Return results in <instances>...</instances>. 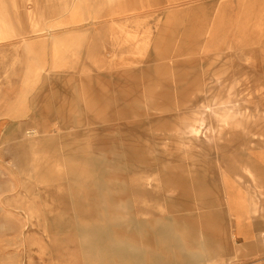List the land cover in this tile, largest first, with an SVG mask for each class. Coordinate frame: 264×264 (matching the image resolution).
Segmentation results:
<instances>
[{
	"label": "rangeland",
	"instance_id": "374dc122",
	"mask_svg": "<svg viewBox=\"0 0 264 264\" xmlns=\"http://www.w3.org/2000/svg\"><path fill=\"white\" fill-rule=\"evenodd\" d=\"M75 9L81 22H73ZM218 16L227 26L216 35L228 45L206 48L205 29ZM183 51H195L186 56L199 64L183 71L192 90L200 91L185 101L186 119L213 98L229 99L249 115L220 127L207 113L206 134L189 139L177 128L184 118L173 109L166 124L155 122L145 136L129 138L137 146L156 139L151 155L167 168L158 170V180L163 172L176 181L184 173L186 193L177 186L175 210L169 213L170 202L162 200L159 217L175 224L184 250L200 254L193 264H233L222 177L240 157L264 148V0H0V264H86L77 245L82 238L69 236V218L58 217L64 210L73 215L74 206L65 203L89 192L72 180L107 179L103 129L117 122L121 107L145 114L120 123L160 120L153 107L161 98L152 96L160 87L146 85L153 78L175 83L179 71H155L161 62L150 57ZM174 105L175 99L164 103ZM29 128L47 133L29 137ZM93 155L101 159L98 166ZM165 257L157 264H172Z\"/></svg>",
	"mask_w": 264,
	"mask_h": 264
},
{
	"label": "bare ground",
	"instance_id": "6f19581e",
	"mask_svg": "<svg viewBox=\"0 0 264 264\" xmlns=\"http://www.w3.org/2000/svg\"><path fill=\"white\" fill-rule=\"evenodd\" d=\"M72 13L75 20L82 18L78 9H75ZM226 23V18L220 21L218 16L209 25L208 30L205 29L208 32L206 48L217 47L219 49L220 46L228 45L226 37H217L218 31L227 26ZM194 53L195 51L167 52L150 57L151 61L161 62L154 66L155 71H167L168 69L179 71L174 74L178 79L175 83H167L158 80V78H153L146 85L150 90L160 87L156 92L151 91L152 96L154 93V95L161 98L162 105L153 107L154 110L162 113L160 120L155 121L156 119L148 118V120L137 119L120 123L124 118L129 119L145 114L138 107L131 109L121 107L117 122L107 123L103 129L105 139L103 147L107 149L108 158L110 159L104 168L110 173L107 179L96 175L93 177V181L78 177L72 180L73 183H77L75 186L84 187L89 192L86 193L84 198L78 196L74 201L65 203L67 207H70L69 202L74 206L75 213L73 215L64 210L58 217L61 216L63 221L64 217L69 218L66 224L69 227V236L78 235L82 238L80 244L77 245L78 250L86 253V264H157L163 261L165 257L162 247L167 249L168 253L165 258L169 259L172 264L176 262L193 264L201 260L200 254L193 252L192 249L184 250L181 244L182 239L177 233L175 224L159 217L164 212L162 200L170 202L169 213L175 210L176 204L174 198L172 200L171 194L177 186L183 190V193H186L184 173H181L180 176L177 175L179 177L176 181L172 172L167 171L166 174L163 172V177L158 180L157 174L160 175L158 170L165 171L167 168L160 166L158 158L151 155V152H154L156 139L152 141V144L148 141L144 145L138 146L133 145L132 140H130L135 135L145 136L149 131H153L156 126L155 122L166 124L167 119L172 115L169 111L173 109L179 113V117L184 118L182 122H179L177 128L189 139H191L190 137L201 138L202 135L206 134L210 125V122L206 121L207 113L215 117L220 127L232 126L234 123L239 122L235 120L238 115H249L248 113L245 114L246 111H238L236 105L229 99L213 98L203 103L201 112L196 110L190 118L186 119L189 106L185 101L189 100L188 96L200 95L199 90H194V88L192 90L188 85L185 79L187 74L183 72L185 69L198 67L199 64L196 58L186 56L194 55ZM202 60L205 61L206 59L203 58ZM237 68L242 67L237 65ZM180 72L183 73L179 75ZM120 76L122 77L123 74ZM202 90L206 93L212 92L211 88ZM138 96L140 95L137 92L133 95L131 100L133 105L137 103ZM172 99H175V105L164 107V103H169ZM155 102H158V100L153 101V103ZM106 120L113 121V118L110 117ZM42 132L46 131L39 132L37 128H29L26 135L36 137ZM114 132L119 134L123 147L122 156L115 150L116 134ZM162 139L166 147L170 143V139L168 137ZM32 141L30 142L32 143ZM141 150H143V153L138 154ZM123 154L127 161L120 160L124 157ZM246 159L249 161L251 158L240 157L238 160L239 167L235 164L232 169L225 171L222 183L226 175L239 170H245L248 175L254 178L252 169L245 162ZM100 160L94 155L91 156V162L95 166L101 163ZM122 172H126L123 177ZM76 217L85 220L75 221L73 218ZM55 221H58L57 217H55ZM22 224L25 225L23 222ZM208 264L219 263L212 259Z\"/></svg>",
	"mask_w": 264,
	"mask_h": 264
},
{
	"label": "crops",
	"instance_id": "0c3cea01",
	"mask_svg": "<svg viewBox=\"0 0 264 264\" xmlns=\"http://www.w3.org/2000/svg\"><path fill=\"white\" fill-rule=\"evenodd\" d=\"M252 153L245 162L254 178L239 170L226 175L222 183L223 213L234 243L233 264H264V148Z\"/></svg>",
	"mask_w": 264,
	"mask_h": 264
}]
</instances>
